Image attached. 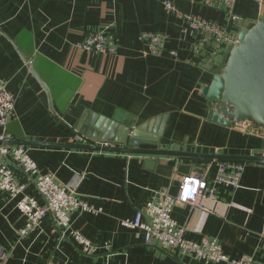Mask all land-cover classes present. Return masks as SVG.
<instances>
[{
    "label": "crops",
    "instance_id": "obj_1",
    "mask_svg": "<svg viewBox=\"0 0 264 264\" xmlns=\"http://www.w3.org/2000/svg\"><path fill=\"white\" fill-rule=\"evenodd\" d=\"M170 1L184 13L217 23L235 40L264 10V0H237L232 15L244 21L241 27L198 0ZM102 30L115 41L114 55L77 47ZM144 33L165 35L164 51L151 53ZM229 50L223 43L201 47L180 18L152 0H0V81L14 97L8 142L79 144L77 134L97 131L102 119L103 128L107 121L136 132L141 149L264 155V131L253 123L223 127L210 121L212 104L201 89L221 72ZM23 146L41 174L75 187L78 199L96 212L73 213L64 236L50 216L20 236L26 219L18 200L43 201L34 176L7 161L25 189L15 199L0 191V264H223L147 245L143 231L121 224L152 197L176 195L184 177L211 182L219 162ZM239 185H218L214 197L200 201L201 208L179 204L171 217L186 229V239H215L230 259L247 256L264 264V166L244 163ZM71 231L81 233L96 252L83 254Z\"/></svg>",
    "mask_w": 264,
    "mask_h": 264
},
{
    "label": "built area",
    "instance_id": "obj_2",
    "mask_svg": "<svg viewBox=\"0 0 264 264\" xmlns=\"http://www.w3.org/2000/svg\"><path fill=\"white\" fill-rule=\"evenodd\" d=\"M152 1L161 4L167 13L180 18L187 25L188 31L199 37L201 47L217 48L223 43L231 49L236 43V40L217 23L184 13L177 9L170 0ZM198 1L202 7L222 12L232 20L237 19L232 15V9L237 0ZM166 39L167 37L160 33L142 34V41L154 54L164 51ZM77 47L99 55H114L116 52L114 39L104 30L89 33ZM13 112L14 97L0 81V191L8 193L11 198L15 199L21 196L25 189L24 185L16 182L13 171L7 166V161L12 162L25 176H34L33 183L43 203L39 204L35 198L30 196H23L18 200L16 207L26 219L25 227L19 231V234L20 236L29 234L41 224L46 216H50L64 236L69 230L73 213H95L96 211L78 199L75 187L61 183L52 174H41L23 145L5 144L10 141L7 126ZM77 140L83 142V138L79 135ZM217 165V172L211 182L198 175L184 177L180 181L176 195L172 196L167 192H162L152 197L141 210L135 213L132 220H125L121 224L130 229L143 231L145 244L156 245L169 252H176L205 262L254 264L253 260L247 256L237 260L230 259L223 253L215 239L203 238L198 242L186 239V229L178 225L171 217L172 209L179 204L201 208L200 201L214 197L218 185L239 188L243 165L232 163H218ZM191 183L199 184L196 193L191 188ZM70 236L83 254L92 256L96 252V248L78 231H71Z\"/></svg>",
    "mask_w": 264,
    "mask_h": 264
},
{
    "label": "water",
    "instance_id": "obj_3",
    "mask_svg": "<svg viewBox=\"0 0 264 264\" xmlns=\"http://www.w3.org/2000/svg\"><path fill=\"white\" fill-rule=\"evenodd\" d=\"M264 6V5H263ZM243 26L242 19H236ZM202 97L212 104L210 121L228 127L230 124L251 122L264 131V10L260 20L253 21L250 27H243L236 37V43L228 55L219 74L211 83L201 89ZM97 122V121H96ZM95 122V123H96ZM94 123V124H95ZM102 119L98 120L95 132L82 130L77 135L83 143L56 145L44 143L7 142L6 145H35L63 147L84 151L115 152L175 157L183 162L209 165L213 162L243 165L255 163L264 166V155L234 156L222 154H201L178 150L141 149L135 142L136 132L121 129ZM93 124V125H94ZM102 124L101 128H98ZM89 125H92L89 124ZM132 135V136H131ZM122 145L121 146H114ZM108 145V146H107Z\"/></svg>",
    "mask_w": 264,
    "mask_h": 264
},
{
    "label": "clouds",
    "instance_id": "obj_4",
    "mask_svg": "<svg viewBox=\"0 0 264 264\" xmlns=\"http://www.w3.org/2000/svg\"><path fill=\"white\" fill-rule=\"evenodd\" d=\"M191 188L195 191V193L197 192V189H199V184L196 183H191Z\"/></svg>",
    "mask_w": 264,
    "mask_h": 264
}]
</instances>
